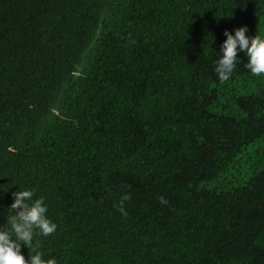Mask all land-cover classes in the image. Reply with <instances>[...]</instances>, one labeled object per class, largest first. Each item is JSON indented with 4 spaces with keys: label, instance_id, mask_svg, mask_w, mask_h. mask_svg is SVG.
I'll list each match as a JSON object with an SVG mask.
<instances>
[{
    "label": "trees",
    "instance_id": "16d2710c",
    "mask_svg": "<svg viewBox=\"0 0 264 264\" xmlns=\"http://www.w3.org/2000/svg\"><path fill=\"white\" fill-rule=\"evenodd\" d=\"M242 26L264 0H0V229L31 190L56 264H264V76L214 70Z\"/></svg>",
    "mask_w": 264,
    "mask_h": 264
},
{
    "label": "clouds",
    "instance_id": "9594fccd",
    "mask_svg": "<svg viewBox=\"0 0 264 264\" xmlns=\"http://www.w3.org/2000/svg\"><path fill=\"white\" fill-rule=\"evenodd\" d=\"M246 32L247 26L236 28L235 35L227 29L224 32L227 39L221 45L223 55L215 62L214 69L221 83H226L236 68L238 47L248 57L244 66L251 74L264 76V38L255 35L250 39ZM12 195L13 203L9 211L14 214L8 217V227L0 229V264H56L55 259H43V253L38 251L39 241L33 243L37 231L40 235L49 236L57 230V224L46 216L47 206L43 197L33 201L34 192L31 190L16 191ZM130 199L131 195L125 194L114 205L124 216L128 215L125 202ZM159 202L168 203L164 197H160ZM21 243L29 249V259L21 254Z\"/></svg>",
    "mask_w": 264,
    "mask_h": 264
}]
</instances>
